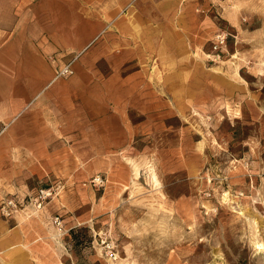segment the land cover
Instances as JSON below:
<instances>
[{
  "label": "rangeland",
  "instance_id": "1",
  "mask_svg": "<svg viewBox=\"0 0 264 264\" xmlns=\"http://www.w3.org/2000/svg\"><path fill=\"white\" fill-rule=\"evenodd\" d=\"M188 1H61L73 73L24 135L46 172L0 194L52 188L0 220L56 264H264V0Z\"/></svg>",
  "mask_w": 264,
  "mask_h": 264
},
{
  "label": "crops",
  "instance_id": "2",
  "mask_svg": "<svg viewBox=\"0 0 264 264\" xmlns=\"http://www.w3.org/2000/svg\"><path fill=\"white\" fill-rule=\"evenodd\" d=\"M61 1L55 13L49 0H0V194L26 189V195L27 179L46 172L41 144L27 147L31 143L24 135L35 124H50L45 120L47 110L52 106L59 110L64 96L62 79L54 77V66L60 61L49 58L58 59L60 52L76 49L67 42ZM106 1L124 4L129 0ZM49 242L36 220H24L14 227L0 220V264H39V260L56 264L57 257H48Z\"/></svg>",
  "mask_w": 264,
  "mask_h": 264
},
{
  "label": "built area",
  "instance_id": "3",
  "mask_svg": "<svg viewBox=\"0 0 264 264\" xmlns=\"http://www.w3.org/2000/svg\"><path fill=\"white\" fill-rule=\"evenodd\" d=\"M211 1L216 4H220L225 0H211ZM223 42H224V38H221L220 36V43L222 44ZM50 60L52 62L57 61L56 58H52V57H50ZM71 65H72L71 60L67 62L55 64L54 66L55 79H64L71 76L73 73ZM51 196H52V188H38L33 190L28 196H25L21 201L16 198L3 199L0 202V214L5 218L12 217L13 214L19 210V208H22V206L31 207L35 211H40L45 207L46 202L50 199ZM53 223L59 230L61 229L62 222L60 221L59 217L57 216L54 217ZM113 249H114L113 243L106 244V251L109 256L114 255Z\"/></svg>",
  "mask_w": 264,
  "mask_h": 264
}]
</instances>
